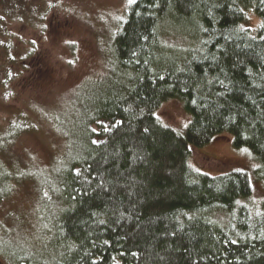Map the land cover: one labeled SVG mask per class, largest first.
<instances>
[{"label": "trees", "instance_id": "trees-1", "mask_svg": "<svg viewBox=\"0 0 264 264\" xmlns=\"http://www.w3.org/2000/svg\"><path fill=\"white\" fill-rule=\"evenodd\" d=\"M52 8L44 0H0V205L25 186L54 195L36 238L40 261L16 258L264 264V205L253 198L252 175L209 176L190 166L193 148L228 134L236 148L248 149L254 178L264 183V0L130 2L104 37L109 55L100 56L109 68L97 90L68 114L70 131H55L65 145L42 171L50 179L41 189L30 179L33 165L20 163L24 149L6 157L23 136L30 147L45 146L38 124L10 104L26 73L46 72L10 23L34 26ZM68 21L48 33L68 31ZM170 101L190 116L183 130L157 116Z\"/></svg>", "mask_w": 264, "mask_h": 264}, {"label": "rangeland", "instance_id": "rangeland-1", "mask_svg": "<svg viewBox=\"0 0 264 264\" xmlns=\"http://www.w3.org/2000/svg\"><path fill=\"white\" fill-rule=\"evenodd\" d=\"M44 1L51 8L53 6L44 22H36L34 26H27L20 20L10 23L11 32L23 42L32 45V54L41 57L40 65L46 71L37 77L36 72L26 73L15 98L19 100L10 104L25 112L38 124V137L45 140V146L33 144L30 147L23 136L6 156L17 158L15 156L17 152L20 153L19 147L24 149L20 163L26 169L33 165L30 179L35 188L41 189L45 180L50 179L42 171L50 167L53 153L57 152L56 148L65 145L58 146L55 131L59 135L62 130L70 131L67 129L68 114L74 111L76 104L81 105L85 98L97 90L99 77H104V72L109 68V61L104 64L100 56L101 53L102 57L107 54V58L109 55L110 46L104 47V37L107 38L113 32L117 24L115 17L122 14L133 0ZM66 16L70 20L68 22L73 24L65 25V30L68 31L48 33L53 25H57L59 19L63 21ZM46 29L48 30L45 32ZM26 106L32 111H26ZM157 116L165 125L177 130H183L190 122L189 114L179 101L164 104ZM190 166L209 176L226 174L233 170L247 171L254 181L253 198L257 204L264 205V183L261 179L254 178L253 173L257 162L248 149L236 148L230 135L219 136L203 148H193ZM20 188L13 190L11 198L0 205L2 264H25L16 258L18 254L19 259L23 257L33 263L39 262L43 247L36 243V238L40 237L45 220H49L53 213L52 190H34L32 186Z\"/></svg>", "mask_w": 264, "mask_h": 264}, {"label": "snow or ice", "instance_id": "snow-or-ice-1", "mask_svg": "<svg viewBox=\"0 0 264 264\" xmlns=\"http://www.w3.org/2000/svg\"><path fill=\"white\" fill-rule=\"evenodd\" d=\"M187 125H185V127H186Z\"/></svg>", "mask_w": 264, "mask_h": 264}]
</instances>
